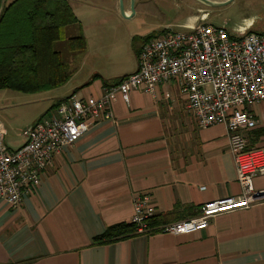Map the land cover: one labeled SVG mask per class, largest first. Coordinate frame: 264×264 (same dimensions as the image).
<instances>
[{"label":"crops","instance_id":"1","mask_svg":"<svg viewBox=\"0 0 264 264\" xmlns=\"http://www.w3.org/2000/svg\"><path fill=\"white\" fill-rule=\"evenodd\" d=\"M163 1L136 0L134 15ZM125 10L131 13L130 7ZM199 11L182 28L210 18V11ZM235 29L228 30L233 35L264 31V18L247 17ZM139 53L135 50L130 69L109 73L95 67L78 85L71 83L75 71L54 89H0V98H9L7 107H21L28 121L22 136L0 140L19 148L28 139L25 131L71 93L87 101L100 98L108 86L137 69ZM255 108L259 124L251 143L264 147V102ZM112 113V118L84 120V134L54 157L42 184L18 206L0 200V264H264V198L215 216L204 230L159 231L162 225L194 217L208 201L242 194L224 126L200 128L175 84L162 86L158 98L139 90L130 93L128 102L119 96ZM254 183L264 191V175ZM138 193L152 195L156 214L151 231L94 244L108 227L132 222Z\"/></svg>","mask_w":264,"mask_h":264},{"label":"built area","instance_id":"2","mask_svg":"<svg viewBox=\"0 0 264 264\" xmlns=\"http://www.w3.org/2000/svg\"><path fill=\"white\" fill-rule=\"evenodd\" d=\"M171 84L200 128H226L242 194L208 201L194 217L162 225L159 231L194 233L208 228L217 215L261 201L264 191L254 182L264 175V147L253 146L250 135L259 124L255 107L264 102V31L233 35L228 28L203 20L187 30L154 33L144 41L135 71L108 86L98 99L87 101L73 94L61 101L25 131L28 139L19 148L0 140V200L18 206L42 184L54 157L84 134V120L113 117L112 105L119 96L128 102L130 93L139 90L158 98L160 88ZM155 214L150 193L134 196L132 223L138 234L151 231Z\"/></svg>","mask_w":264,"mask_h":264},{"label":"rangeland","instance_id":"3","mask_svg":"<svg viewBox=\"0 0 264 264\" xmlns=\"http://www.w3.org/2000/svg\"><path fill=\"white\" fill-rule=\"evenodd\" d=\"M123 1L124 7L131 8L132 0ZM70 2L79 17V22L65 28L64 38L56 42L54 48L61 51L64 60L70 63L74 72L77 71L71 80L73 85H78L95 67L106 69L104 71L109 73L130 69L135 50L139 52L143 46L144 35L168 27L187 30L182 28V24L188 20V16L200 14V7L210 11V18L206 23L223 26L230 31H235L247 17L256 16L257 20L264 18V0H232L220 6H211L201 0H164L161 6L151 5L145 11H138L131 18L122 15L120 0H70ZM79 35L85 37L86 48L77 52L70 51L68 39ZM0 99L4 104V108L0 110L2 121L0 129L4 131L0 132V136H6L7 141L11 137L22 136L28 122L23 109L7 107L9 103L6 102L9 100L7 96Z\"/></svg>","mask_w":264,"mask_h":264},{"label":"trees","instance_id":"4","mask_svg":"<svg viewBox=\"0 0 264 264\" xmlns=\"http://www.w3.org/2000/svg\"><path fill=\"white\" fill-rule=\"evenodd\" d=\"M78 22L68 0H7L0 17V89L39 92L65 85L74 70L54 45L64 38L67 26ZM68 48L76 52L84 50L85 37H70ZM136 234L134 223H120L96 236L94 244Z\"/></svg>","mask_w":264,"mask_h":264},{"label":"water","instance_id":"5","mask_svg":"<svg viewBox=\"0 0 264 264\" xmlns=\"http://www.w3.org/2000/svg\"><path fill=\"white\" fill-rule=\"evenodd\" d=\"M135 1L136 0H132V5H131V13L128 14L125 10V7H124V1L123 0H120V7H121V13L124 17H132L135 13ZM202 2L206 3V4H209L211 6H220V5H223V4H226V3H229L231 2L232 0H229L228 2H224V3H218V2H213V1H210V0H201ZM6 4H7V0H1V4H0V17L2 16L3 14V11L6 7ZM264 195V194H263Z\"/></svg>","mask_w":264,"mask_h":264}]
</instances>
